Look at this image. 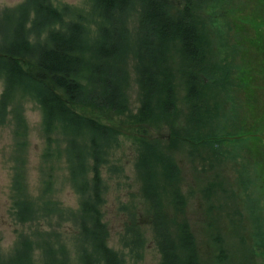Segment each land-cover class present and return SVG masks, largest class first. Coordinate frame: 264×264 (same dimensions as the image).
<instances>
[{
	"label": "rangeland",
	"instance_id": "obj_1",
	"mask_svg": "<svg viewBox=\"0 0 264 264\" xmlns=\"http://www.w3.org/2000/svg\"><path fill=\"white\" fill-rule=\"evenodd\" d=\"M23 1L0 0V16L6 14L14 22L16 8ZM169 1L173 9L181 7L184 2ZM50 2L62 13V25L55 23L54 29L73 21L84 28L88 50L84 55L83 79L91 69V61H94L93 48L102 41L105 31L113 36L108 41L118 44L117 56L111 60V68L116 74V84L124 92L125 105L120 113L99 111L101 118L109 116L115 120L114 127L117 129L109 160L101 171L104 184L101 211L108 229L109 246L123 256L124 264H161L157 242L159 230L156 231L158 225L155 226L154 222L163 219L165 233L174 238L179 230V222L185 221L194 235L199 264H264V0H233L230 14L225 9L221 17L213 12V15H208L210 10L200 13L208 23L203 24L207 34L203 42L206 64L232 63L231 69L235 71L237 66V72L243 78L237 89L208 86L203 93L202 98L214 116L202 129L215 134L224 132L225 140L218 145L219 148L212 144L192 146L172 137V133L188 135V130L194 125L188 121L190 104L184 78L187 61L181 55L178 42L168 46L166 70L171 72L170 79L173 78L175 108L164 118L154 117L150 120L145 132L156 140L157 148L170 156L178 167V178L170 185L164 180L160 166H155L162 203L160 219L153 214L145 196L142 173L137 165L142 149L139 139L143 130L135 124L143 98L139 82L141 61L137 53L139 2L136 1L113 26L99 13L94 0ZM211 17L217 19L219 24L220 20L230 21L228 27L224 24L227 29V37H223L226 44L220 45L218 27L212 25ZM31 19L32 13L25 35L32 44L33 52L47 44V30L39 32L34 29ZM224 25L221 24L222 27ZM6 29L11 31L12 25ZM220 46L227 50L230 61L224 60L226 51L222 55ZM31 58H35V52ZM248 75L251 80H248ZM2 91L3 81L0 78V94ZM13 103L20 109L22 123L28 133L25 167L30 191L38 197L43 189L39 184L44 183L39 170L41 165L44 166L42 153L45 149L41 108L32 95L20 90L14 92ZM152 105L156 107L154 98ZM16 121L18 115L10 113L9 109L0 115V259L8 258L14 252L22 235L42 230L46 233L51 231L49 243L59 255V248L63 245L62 252L67 263L76 264L77 253L86 242H82L80 232L73 223L80 197L68 181L62 154L56 153L52 157L53 164L49 163L53 181L44 192L57 202L51 219L41 215L36 223L22 224L10 213ZM57 144L54 143L55 146ZM16 148L17 151L22 149ZM173 190H177L184 200L183 211L175 208ZM126 228L130 230L128 235ZM132 234H139L140 241L142 239L140 245L125 243L124 238L132 241L129 238ZM34 258L41 262L43 255L39 248L35 249Z\"/></svg>",
	"mask_w": 264,
	"mask_h": 264
},
{
	"label": "trees",
	"instance_id": "obj_2",
	"mask_svg": "<svg viewBox=\"0 0 264 264\" xmlns=\"http://www.w3.org/2000/svg\"><path fill=\"white\" fill-rule=\"evenodd\" d=\"M94 1L99 13L105 20L110 21L111 26L136 1L140 4L137 53L141 61L139 82L143 89V98L135 124L143 130L139 139L142 149L137 165L142 173L145 196L153 214L160 219L162 203L155 166H160L164 180L170 185L178 178V167L170 156L157 148L156 140L145 132L149 128L150 120L154 117L164 118L175 108L171 83L173 78L170 79V71L166 70L168 46L172 42H178L181 55L187 61L184 78L190 104L188 121L194 125L188 130V135L172 133V137L182 139L192 146L212 144L219 148L218 145L225 140L224 132L215 134L202 129L214 116L209 110L210 106L202 98L203 93L208 86L225 90L233 87L237 89L243 78L237 72V66L235 71L231 69L232 63L225 65L223 62L213 66L206 64L203 42L207 39V34L203 24L208 23L207 18L200 13L210 10L208 15L213 12L221 17L225 9L228 12L231 10L233 0H184L181 7L174 9L169 0ZM16 12L14 22L6 14L0 16V35H3L0 38V78L3 81L0 115L7 109L18 115L12 151L14 156L11 166L10 213L22 224L36 223L41 215H47L51 219L50 215L57 202L44 192L53 181L50 166L53 164L52 157L56 153L62 154L68 181L80 197L73 223L80 232L82 242H86L77 253L76 264H124L123 256L107 242L108 229L101 211V192L104 186L101 171L102 166L109 160L110 147L116 141L117 129L114 127L115 120L109 116L101 118L99 111L120 113L125 105L124 92L116 84V74L111 68V60L117 56L118 44L108 41L113 36L105 31L102 41L93 48L94 61H91L87 79H83L84 55L86 56L88 50L83 26L73 21L54 29L53 24L62 22V13L50 0H24L16 8ZM30 13L32 27L39 32L47 30V44L33 50L35 58H31L32 44L25 35ZM210 22L218 27L220 45L226 44V38H223L227 37L225 25L228 27L230 21L220 20L221 24H225L224 29L217 19L211 17ZM8 25H12L11 31L6 29ZM6 30L8 35L5 34ZM220 50L222 55L226 51L224 60L230 61L227 50L221 46ZM248 80H251L249 75ZM16 90L32 95L42 112L41 131L45 149L42 153L44 166L41 165L39 170L44 183L39 184L43 189L38 197L29 188L25 167L26 150L29 146L28 133L22 123L20 109L13 103ZM153 98L156 107L152 105ZM55 142H58L57 146L54 145ZM16 147L22 149L17 151ZM172 198L175 208L183 211L184 200L177 190L172 191ZM154 224L158 225L156 231L159 230L157 242L161 252V264H199L194 235L185 221L179 222V230L174 238L165 233L163 219ZM50 233L51 231L46 233L37 230L31 235H22L14 252L8 258L0 259V264H68L62 252L64 246H60L59 255L49 243ZM128 233L130 230L126 228V235ZM129 238L132 241L124 238L126 244L135 242L140 245L142 242L139 234H132ZM36 248L43 255L39 263L34 258Z\"/></svg>",
	"mask_w": 264,
	"mask_h": 264
}]
</instances>
